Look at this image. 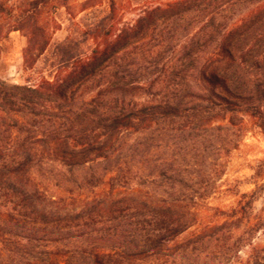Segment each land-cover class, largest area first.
I'll use <instances>...</instances> for the list:
<instances>
[{
  "label": "trees",
  "instance_id": "1",
  "mask_svg": "<svg viewBox=\"0 0 264 264\" xmlns=\"http://www.w3.org/2000/svg\"><path fill=\"white\" fill-rule=\"evenodd\" d=\"M98 1L109 13L85 32L89 56L60 64L52 81L0 79V264H264L258 182L194 223L180 205L117 194L130 181L117 161L108 178L91 167L129 158L130 134L221 135L248 120L264 135V0H172L119 29L121 0H0V41L21 33L31 69L59 27L55 12L75 17ZM144 64L161 70L135 82ZM48 164L64 175L88 167L82 187L107 198L66 208L39 179Z\"/></svg>",
  "mask_w": 264,
  "mask_h": 264
},
{
  "label": "rangeland",
  "instance_id": "2",
  "mask_svg": "<svg viewBox=\"0 0 264 264\" xmlns=\"http://www.w3.org/2000/svg\"><path fill=\"white\" fill-rule=\"evenodd\" d=\"M74 1L83 3L86 0ZM170 1L121 0L119 16L123 21L117 29L133 24L147 8ZM97 4L75 17L64 8L58 9L54 18L59 27L52 32L51 45L31 69L24 67L26 38L21 33L13 32L8 39L0 41V79L17 85H35L42 77L52 81L60 64L71 57L89 56L94 43L87 40L85 32L109 13L106 1ZM160 70L161 65L144 64L134 70L133 80L144 83ZM164 126L170 128L168 124ZM164 132L152 130L145 134H130L123 143L129 158L119 156L114 164H93V171L108 178L107 174H112L108 170L117 166V161L129 171L130 177L129 184L119 187L117 194H135L148 201L180 205L195 214L190 217L194 223L199 221L201 214L211 215L215 208L233 206L236 194L253 191L255 182L262 185L255 210L264 208V135L253 123L247 120L243 130L233 128L221 135L208 133L190 137ZM60 171L62 168L57 165L48 164L44 168L45 176H39V179L51 198L63 197L67 201L66 208L76 210L84 205L85 199L107 198L106 191L82 187L85 176L90 173L88 167L73 174L64 171V175ZM261 172L262 177H256ZM57 184L65 188L61 189ZM65 189L72 193H66ZM256 243L264 244V234ZM246 253L244 250L241 256L246 258ZM229 262L234 263V258Z\"/></svg>",
  "mask_w": 264,
  "mask_h": 264
}]
</instances>
